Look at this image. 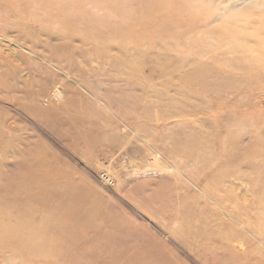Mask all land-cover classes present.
Instances as JSON below:
<instances>
[{
  "label": "rangeland",
  "instance_id": "374dc122",
  "mask_svg": "<svg viewBox=\"0 0 264 264\" xmlns=\"http://www.w3.org/2000/svg\"><path fill=\"white\" fill-rule=\"evenodd\" d=\"M224 1L104 0L134 45L58 49L0 0V264H264V13Z\"/></svg>",
  "mask_w": 264,
  "mask_h": 264
},
{
  "label": "bare ground",
  "instance_id": "6f19581e",
  "mask_svg": "<svg viewBox=\"0 0 264 264\" xmlns=\"http://www.w3.org/2000/svg\"><path fill=\"white\" fill-rule=\"evenodd\" d=\"M223 3L218 8L222 15L234 12L240 15L252 14L253 12L264 13V0H225ZM14 4H17L16 9H23L26 6L24 15L27 18H33L30 19L32 21H40L41 27L49 29L45 41L58 49L59 46L70 48L73 42H85L86 40H100L112 45L126 41L131 47L135 42L133 22L121 10L104 9V4L110 6V4L104 3V0L97 12H89L88 10V12L86 10L79 12L68 8H54L46 4L43 7L39 2L34 3L32 0H15ZM216 20L218 19L215 17L212 22ZM236 33L239 31L237 30ZM3 86L7 87L6 84ZM56 92L59 93V91Z\"/></svg>",
  "mask_w": 264,
  "mask_h": 264
}]
</instances>
